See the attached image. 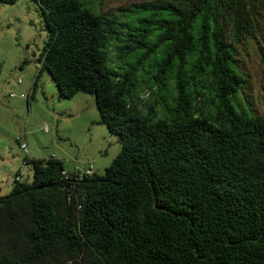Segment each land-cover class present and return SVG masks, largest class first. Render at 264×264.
<instances>
[{"label":"trees","instance_id":"1","mask_svg":"<svg viewBox=\"0 0 264 264\" xmlns=\"http://www.w3.org/2000/svg\"><path fill=\"white\" fill-rule=\"evenodd\" d=\"M30 1L45 40L29 98L42 70L61 97L93 95L119 150L102 174L69 178L58 158L25 155L30 179L0 195V264H264V116L239 96L235 51L264 28V0H147L117 14ZM110 51L132 62L116 69Z\"/></svg>","mask_w":264,"mask_h":264},{"label":"rangeland","instance_id":"2","mask_svg":"<svg viewBox=\"0 0 264 264\" xmlns=\"http://www.w3.org/2000/svg\"><path fill=\"white\" fill-rule=\"evenodd\" d=\"M94 1L100 11L117 14L119 8L147 0ZM127 18H130L128 14L120 16V19ZM44 40L45 31L35 3L30 0L0 3V195L10 190L7 187L18 168L22 173L21 181L30 179L29 166H22L21 162L24 154L36 158L54 156L66 170L74 165L82 170L90 164L95 173L102 174L119 150L117 136L97 122L93 95L77 92L70 98L61 97L48 73L42 70L32 97L29 100L18 97L19 93L31 91ZM235 51L245 79L239 96L248 101L254 114L264 116V68L261 63L264 28L253 38L236 44ZM108 56L109 63L116 69L125 67L133 59L128 57L121 65L113 52L110 51ZM22 59L27 62L20 65ZM152 61V56L145 60L140 72L143 79ZM18 78L19 83L16 82ZM9 92L16 96L10 97ZM140 95L145 97V91ZM43 123L47 125V131L43 130ZM22 143L26 153L19 146Z\"/></svg>","mask_w":264,"mask_h":264},{"label":"built area","instance_id":"3","mask_svg":"<svg viewBox=\"0 0 264 264\" xmlns=\"http://www.w3.org/2000/svg\"><path fill=\"white\" fill-rule=\"evenodd\" d=\"M20 81L21 80L19 78L16 80L17 83H19ZM29 94H30V91H28L27 94L19 93L18 97L28 100L29 99ZM8 95L10 97L16 96L13 92H9ZM42 128H43L44 131H47L48 127H47V125L45 123H43ZM19 146H20L21 149H23V151L25 153L27 152V150L25 148V145L23 143L20 144ZM25 155H27V154H25ZM23 165H24V163L22 161V166ZM91 171H92V167H91L90 164H87V166L84 169H82V170H80L78 167H76L74 165L70 170H66V169L61 170L60 174L63 176V178H69L71 176H78L79 177L82 174H89ZM14 179L17 180V176H14Z\"/></svg>","mask_w":264,"mask_h":264},{"label":"crops","instance_id":"4","mask_svg":"<svg viewBox=\"0 0 264 264\" xmlns=\"http://www.w3.org/2000/svg\"><path fill=\"white\" fill-rule=\"evenodd\" d=\"M22 150H23V149H22ZM24 153H25V152H24ZM24 156H25V154H24ZM24 156H23V157H24ZM27 156H28V157H32V156H30V155H28V154H27ZM23 157H22L21 162L23 161ZM24 165H25V164H24ZM16 171L18 172L17 180H21V179H20L21 174H22V173H21V170L19 171V168H18V170H16ZM16 171H15V172H16ZM15 172H14V173H15ZM14 173H13V176H12V180H13V178H14ZM26 180H29V179L27 178ZM11 185H12V183L9 185L10 187H7V188H11Z\"/></svg>","mask_w":264,"mask_h":264}]
</instances>
